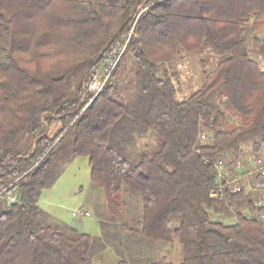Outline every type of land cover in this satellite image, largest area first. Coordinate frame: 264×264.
<instances>
[{"label":"trees","instance_id":"trees-1","mask_svg":"<svg viewBox=\"0 0 264 264\" xmlns=\"http://www.w3.org/2000/svg\"><path fill=\"white\" fill-rule=\"evenodd\" d=\"M133 20L128 97L123 56L92 98L90 76ZM263 27L264 0H0V264H97L90 234L39 220L47 169L79 154L111 214L140 195L124 231L179 242V262L150 264H264V205L219 174L246 143L264 147ZM197 52L215 60L179 97L171 65Z\"/></svg>","mask_w":264,"mask_h":264},{"label":"rangeland","instance_id":"rangeland-1","mask_svg":"<svg viewBox=\"0 0 264 264\" xmlns=\"http://www.w3.org/2000/svg\"><path fill=\"white\" fill-rule=\"evenodd\" d=\"M148 8L146 6L142 10ZM132 26L134 20L126 31H130ZM257 35L264 39V27ZM123 56L116 72V84L118 92L126 98L131 88L128 80L133 75L131 69L135 63L130 51H126ZM214 57L197 52L183 54L172 63L171 71H176L180 81L179 97L199 86L201 73L199 60L202 58L209 60V67L213 64ZM257 60L264 68V58L259 56ZM60 126L59 120L52 122L48 128L49 133L54 134ZM145 141H150V138L146 136L139 144ZM249 146L250 144L246 143L232 168L224 165L220 168L219 174L227 176L228 179L233 177L234 181L228 182L230 187L242 188L259 205H264V185L256 181V174L264 170V147L260 154L253 155ZM239 164L241 167L237 172L234 169L236 167L238 169ZM121 199L126 202L125 208L115 216L107 210L104 190L91 178L88 157L82 154L69 160L66 157H59L46 171L45 185L37 202L41 209L39 220L65 229V226H73L80 232L90 234L93 239L92 258L97 264H116L120 260H125L128 264H150L152 260L162 256L172 262H179L182 253L176 239L153 241L144 237L132 238L122 229L123 223L135 225L141 212V197L135 193H124ZM73 210H83L85 214L78 219L72 215Z\"/></svg>","mask_w":264,"mask_h":264},{"label":"built area","instance_id":"built-area-1","mask_svg":"<svg viewBox=\"0 0 264 264\" xmlns=\"http://www.w3.org/2000/svg\"><path fill=\"white\" fill-rule=\"evenodd\" d=\"M134 33V26L130 31H125L113 42L111 48L102 58L96 71L90 76L87 83V90L91 93L92 98L96 96L106 85L116 67L120 63L124 53L127 51L130 40ZM264 174V170L260 171ZM10 201H14L15 197L10 196ZM85 214L83 210H73L72 215L80 219Z\"/></svg>","mask_w":264,"mask_h":264},{"label":"crops","instance_id":"crops-1","mask_svg":"<svg viewBox=\"0 0 264 264\" xmlns=\"http://www.w3.org/2000/svg\"><path fill=\"white\" fill-rule=\"evenodd\" d=\"M237 166H238L239 168L237 169V167L235 166L236 169H234V170L238 172V171L240 170V167H241V166H240V164L237 165ZM222 167H223V165H222ZM240 172H241V171H240ZM258 173H259V172H258ZM258 173H257V174H258ZM257 174H256V175H257ZM234 176H235V175H234ZM261 178H262V176H261ZM261 178H260V176H259V178H256V181L258 182V180H260ZM231 179H232V180H231ZM233 181H234L233 177L230 178V182H233ZM258 183H259V182H258ZM259 184H260V183H259ZM262 185H264V184H262ZM239 189H242V188H239ZM244 192H245V191H244ZM245 194H247V193L245 192Z\"/></svg>","mask_w":264,"mask_h":264}]
</instances>
